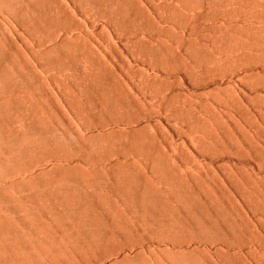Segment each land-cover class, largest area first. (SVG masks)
Masks as SVG:
<instances>
[{
  "label": "rangeland",
  "instance_id": "1",
  "mask_svg": "<svg viewBox=\"0 0 264 264\" xmlns=\"http://www.w3.org/2000/svg\"><path fill=\"white\" fill-rule=\"evenodd\" d=\"M157 5L0 0V264H264V34L215 43Z\"/></svg>",
  "mask_w": 264,
  "mask_h": 264
},
{
  "label": "bare ground",
  "instance_id": "2",
  "mask_svg": "<svg viewBox=\"0 0 264 264\" xmlns=\"http://www.w3.org/2000/svg\"><path fill=\"white\" fill-rule=\"evenodd\" d=\"M157 2H159V6L157 5V7L160 9V12L163 15V16L160 15L163 18L162 19L163 21H167V20H171L172 21L174 19L181 18L183 15L186 16L188 13H191L192 15L188 14L186 16V17L194 16V18L193 17L189 18V19L193 18V20H192L193 22L192 23L189 22V20H188V22L191 23L190 26H192V29H191L190 32L191 33L194 32L195 34H199L201 37L207 36V38H209L210 40H212L215 43H217L219 40H222V39L219 38V36L222 35L221 38L223 37L224 40L226 39L225 41H227V39L231 40L230 42H232V41L234 42V40H235V42L237 41L238 43H239V41L241 43H242V41H244V43H242V45H244L245 41H246V43H248V41H249L248 39H249V37L251 35L258 37L259 35L261 36V34L262 35L264 34V0H157ZM206 7H208V8L210 7V9H209L210 11L207 10L208 11L207 12L206 9H205ZM217 10L220 11V14L224 12L223 13L224 15H225V13H226V15L229 14V16L230 15L231 16L232 15L233 16L237 15L236 17L242 15L243 17L242 18H238V19H242V21L244 23L243 24L239 23L241 25H237V23H236V25H233L234 23L232 25H230L231 24L230 23L228 25V23L233 19V18L230 17L231 20L229 22H227L228 20L226 21L227 25H222V23H221V25L225 27V29H223V31H222V30H220V28H223V27H220L221 26L220 23H219L220 26H218V22H211L210 21L211 20L210 18H213L216 21H219V20H217L219 18V16H217L218 12L216 13V16L212 14L213 12H216ZM209 12H211V15L208 14ZM212 15L214 17H211ZM208 16H210V18ZM199 17L209 18V20L204 18V20H200V21L202 22V21H205V19H206V20L210 21L212 24L211 25L209 24L210 26H208V25L207 26L206 25L205 26H203V25L199 26L198 25V22H200V21H198ZM184 19H188V18H184ZM162 20H159V21L162 22ZM178 21H181V19L178 20ZM212 21H214V20H212ZM254 21L256 23H254ZM175 22H177V21H175ZM223 24H224V22H223ZM219 32H222L223 34L220 35ZM51 36H54V35L52 34ZM256 37H254V38H256ZM74 39H75V36H71L69 34L68 35L64 34V35L58 36L57 37V41L53 42L51 47L53 49H55L57 47H61V46L72 47L69 44L74 42ZM250 41H252V40H250ZM227 42H229V41H227ZM141 44L142 45L145 44V46H149L148 44H146V42L142 43V41H141ZM148 49L149 50L151 49L150 46H149ZM75 52H79L80 53L81 51L78 50V51H75ZM80 54L76 53V55H74L73 57L69 58L70 59L69 60L70 64H69L68 68L70 70H73L74 72H78V73L79 72H81V73L84 72V74L87 73V72L88 73L89 72H100L99 69H100V66L102 64L100 61H98L96 59L91 60L87 55H86L87 56L86 57L84 54H81V55ZM130 54L135 59L136 58L139 59L137 56H141V52L137 51L135 48L130 49ZM113 60L119 65V67L121 68V70L123 72H136V69H134V66L130 65L129 68H126L124 62L121 61L120 59L115 57ZM147 78L149 79L150 77H147ZM149 81H150V79H149ZM149 81L147 80L148 83H150ZM153 82H155V81H153ZM154 84H156V83H154ZM157 85L159 86L160 84H157ZM158 90H160V88ZM162 90L163 89H161V91ZM153 92H156V91H153ZM164 92L166 93L167 91L165 90ZM159 93H161V92L158 91V94ZM164 94L161 93V96H164ZM166 94H165L164 97H168V96H166ZM168 94H169V92H168ZM156 95H157V92H156ZM164 101H166V100H164ZM167 101H168V99H167ZM161 102L162 101H160V103ZM161 156H162V154H161ZM166 162L168 163L167 160H166ZM110 165H109V167H110ZM112 166H113V164H112ZM171 166H173V165H171ZM171 169L174 172V178H175L176 181L182 182L186 186L190 185L192 188L198 189L200 191L204 190V189H202L203 188L202 184L208 183V186H210L209 184L211 183V181L215 180V179L214 180L212 179L213 178L212 176L210 177V175L206 174V175L209 176V179H212V180H207L206 181V179H204V177L202 176L201 172H199V171H197L196 175L189 176V175H186V173L185 174L184 173H180L178 167L173 166V167H171ZM40 173H42V172L40 171V172L34 173V175L36 176V175H39ZM136 173H138V172H136ZM146 177H148V175H146ZM84 179H86V181L89 180V178L87 179L85 177L83 178V180ZM144 179L145 178L143 176V180ZM86 181L84 180L85 183H86ZM103 181L105 182L104 179H103ZM208 181H210V183ZM99 182H100V180H99ZM108 182H110V181H108ZM215 182H216V180H215ZM89 183H91V185L94 184L92 182H89ZM213 185H215V184H213ZM213 185H211V186H213ZM87 186H89V184ZM211 186H210V189H211ZM200 187H201V189H200ZM248 187H249V185H248ZM217 190L218 189H214V188H213V190L211 189V191L214 192V193L217 192ZM211 191H209V192H211ZM246 191H247V187H246ZM251 191H252V193L254 192L253 190H251ZM212 192H211V195L214 194ZM252 193L249 192L250 195ZM254 194L255 193H253L252 195H254ZM214 195L216 196V194H214ZM250 232H251V229H250ZM253 237L254 236H250V238H247L246 241H250L251 242V241L255 240L256 238H253Z\"/></svg>",
  "mask_w": 264,
  "mask_h": 264
}]
</instances>
